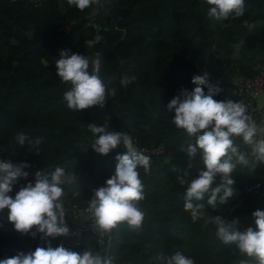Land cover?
Listing matches in <instances>:
<instances>
[{"label":"trees","instance_id":"1","mask_svg":"<svg viewBox=\"0 0 264 264\" xmlns=\"http://www.w3.org/2000/svg\"><path fill=\"white\" fill-rule=\"evenodd\" d=\"M245 4L242 17L230 18L221 27L209 17L205 0H99L82 12L67 0H0V162L29 165L23 169L28 176L18 178L9 195L15 198L21 187L34 185L38 171L64 169L75 176L74 183L64 186L68 225L70 205L83 207L82 201L114 175L116 157L126 153L118 146L101 155L86 145L91 142V146L93 139L88 125L108 123L107 131L128 134L137 148L164 146L161 155L149 156L150 173L140 170L145 194L140 206L146 213L142 226L133 229L122 223L111 232L113 245L107 257L113 258V264H158V256L177 251L195 264H241L242 260L255 264L235 245L219 241L209 221L232 207L233 212L244 185L264 181V163L237 138L235 143L249 152L255 168L238 167L232 173L236 195L216 209L205 196L204 215L193 222L183 208L187 186H181L177 177L189 171L192 179L205 169L199 154L190 158L186 152L196 136L189 138L178 130L172 123L174 114L166 109L182 89L191 92L196 87L194 76L205 73L222 89L214 99L234 101L233 78L252 77L264 67V0H245ZM245 21L255 27L249 30ZM241 41L237 57L235 45ZM62 50L89 59L101 54V79L116 89L103 109L76 113L67 108L63 94L71 86L60 81L55 66ZM124 75L136 77L126 88L119 83ZM242 103L249 115L254 113L253 103ZM17 134L40 138L38 153L28 143L17 144ZM7 215V210L0 212V260L47 247L49 241L54 248L63 245L64 237L43 240L40 233L33 237L15 231ZM241 224L238 230L244 231ZM246 224L258 230L254 218ZM96 242L83 234L79 247L99 252Z\"/></svg>","mask_w":264,"mask_h":264},{"label":"clouds","instance_id":"2","mask_svg":"<svg viewBox=\"0 0 264 264\" xmlns=\"http://www.w3.org/2000/svg\"><path fill=\"white\" fill-rule=\"evenodd\" d=\"M99 0H67L69 6L84 11ZM209 6L208 15L220 22L230 18L242 17L246 11L245 0H205ZM249 30L255 27L245 21ZM243 41L235 45L234 55L238 57ZM56 75L70 90L63 94L67 108L73 112H82L93 107L104 108L107 98L116 95V89L109 88L101 79V54L89 59L85 55L62 50L55 60ZM91 68V70H89ZM135 76L124 75L120 79L121 87H128L135 81ZM196 87L191 91L182 89L180 94L171 99L166 109L173 113L172 123L178 130H183L189 138L196 136L195 144L188 143L187 155L190 158L200 156V163L205 170H199L195 178L189 179L191 172L185 171L178 176L181 186H187L184 194V211L190 214L193 222L199 220L205 196L207 204L213 209L225 205L236 195L232 173L238 167H251L255 164L249 152L241 150L235 143L239 138L251 151V156L264 163V127H260L248 114V108L241 102L231 99L216 100L222 89L210 82L209 75H197L192 79ZM204 88H207L205 93ZM254 104V103H253ZM108 123L103 126L88 125L93 139L92 149L101 155H107L118 146L126 153L118 155L115 173L106 181V185L94 191L88 203L96 229L100 235L111 234L120 224L130 228L142 226L146 213L141 208L145 199L144 184L141 179L142 169L150 173L151 160L143 150L134 146L131 136L122 132L107 131ZM203 133V134H200ZM98 137V138H97ZM15 141L21 147L28 143L39 151L40 138L32 139L25 134H17ZM181 151L185 146L181 145ZM26 163L14 165L10 160L0 162V212L7 210V219L14 225L15 231L33 237L43 234L41 239L67 237L70 229L65 221L64 186L74 183L75 176H69L64 169L55 168L51 173L36 172L35 184L29 182L12 198L9 193L18 178L27 177L23 169ZM191 167V165L189 166ZM79 194V193H76ZM253 218L258 230L249 227L238 230V220L227 221L220 216L211 217L215 226V235L224 245H235L241 256L252 259L255 264H264V211L256 210ZM35 228V231H31ZM158 264H195V261L177 251L174 255L157 257ZM0 264H113L112 257L102 256L99 252L86 249L82 253L65 248L62 244L52 247H37L34 252L0 260ZM241 264H246L242 260Z\"/></svg>","mask_w":264,"mask_h":264},{"label":"built area","instance_id":"3","mask_svg":"<svg viewBox=\"0 0 264 264\" xmlns=\"http://www.w3.org/2000/svg\"><path fill=\"white\" fill-rule=\"evenodd\" d=\"M232 84L235 86L236 102L242 103L248 101L250 103H253L254 97L262 89H264V69L259 68L252 77H246V78L234 77L232 80ZM263 120H264V105L260 112V117L258 119V126L264 127ZM137 149L143 150L144 154L148 156H159L164 152L163 144H158L156 146H150V147H141ZM249 152L251 154L250 149ZM259 187H260V183L258 182L244 185L242 188L241 196L245 197L249 193L257 191ZM90 201L91 200H87L84 203L81 210H75L83 216V223L79 224L74 229H70V235L64 237L63 246L67 249H71L73 247H79L81 236L83 234H88L97 241L96 243L99 248V253L102 256L107 257L112 250V245H113L112 236L111 234H105L102 236L100 235L99 231L96 229L92 215L88 211L89 208L88 203ZM231 209H233V207ZM231 209H229L228 213L231 212Z\"/></svg>","mask_w":264,"mask_h":264},{"label":"rangeland","instance_id":"4","mask_svg":"<svg viewBox=\"0 0 264 264\" xmlns=\"http://www.w3.org/2000/svg\"><path fill=\"white\" fill-rule=\"evenodd\" d=\"M262 68L264 69V67H262ZM233 99L236 100L235 95H234ZM225 100H227V98ZM255 111H254V113H255ZM254 113H252L250 116L256 122L257 113H255V114ZM90 143L91 142H88L86 145L88 147H91ZM88 189L91 190L92 188L88 187ZM93 196L94 195L89 196L88 198L83 200L82 204H84L87 200H91L93 198ZM242 198H243V200H242ZM237 203L238 204L235 206L233 212H230V213L226 212V214L220 215V217L225 219L224 217L227 216L225 220H227L229 222L232 221L233 219H236V220H238L239 224L242 222L240 227H242L243 230H246L247 229L246 223H247V221H250L253 219V215H252L253 212L258 210V209L260 210V208L264 207V181L260 182V187H259L258 191L254 192V193L252 192L248 196L241 197ZM81 207L79 208L75 204L70 205L69 210L71 212L72 218L69 219L70 221L68 222L69 229H74L79 224L83 223V216L79 212L75 211V210H81ZM65 210H68V208H66ZM84 250L85 249H83L82 247H79L78 250H76V252L82 253Z\"/></svg>","mask_w":264,"mask_h":264},{"label":"water","instance_id":"5","mask_svg":"<svg viewBox=\"0 0 264 264\" xmlns=\"http://www.w3.org/2000/svg\"><path fill=\"white\" fill-rule=\"evenodd\" d=\"M255 110L259 112L264 105V89H262L253 100Z\"/></svg>","mask_w":264,"mask_h":264},{"label":"crops","instance_id":"6","mask_svg":"<svg viewBox=\"0 0 264 264\" xmlns=\"http://www.w3.org/2000/svg\"><path fill=\"white\" fill-rule=\"evenodd\" d=\"M262 110V109H261ZM261 110L259 111V112H257V111H255V107H254V111H255V113H257V120H256V123H257V125H258V119H259V117H260V112H261ZM254 113V114H255ZM263 124H264V120H263Z\"/></svg>","mask_w":264,"mask_h":264}]
</instances>
